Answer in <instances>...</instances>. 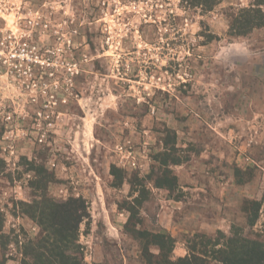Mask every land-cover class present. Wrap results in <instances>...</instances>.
I'll return each instance as SVG.
<instances>
[{
    "label": "rangeland",
    "instance_id": "1",
    "mask_svg": "<svg viewBox=\"0 0 264 264\" xmlns=\"http://www.w3.org/2000/svg\"><path fill=\"white\" fill-rule=\"evenodd\" d=\"M249 3L0 0V260L32 264L21 202L45 197L87 203L86 264H147L128 225L172 236L175 258L197 233L264 241V28L229 33Z\"/></svg>",
    "mask_w": 264,
    "mask_h": 264
},
{
    "label": "trees",
    "instance_id": "2",
    "mask_svg": "<svg viewBox=\"0 0 264 264\" xmlns=\"http://www.w3.org/2000/svg\"><path fill=\"white\" fill-rule=\"evenodd\" d=\"M221 1L181 0L190 7H200L205 11H212ZM261 28H264V0H250L247 7H237L229 15L230 36L246 37ZM171 164L179 165L180 161L172 160ZM156 185L174 191L177 177L166 170L157 179ZM21 204L26 215L42 230L39 239L31 240L24 249V255L30 256L32 264H86L84 248L80 243V227L90 215L84 200L69 199L54 203L45 197L42 201ZM261 209V201L244 200L242 211L249 228L255 226ZM3 225L4 217L0 213L2 248L6 245ZM126 227L140 242L142 259L147 264H264V241L241 228L232 229L229 234L218 231L215 236L197 233L187 241V254L175 258L176 241L172 236L140 231L129 225ZM151 247L158 248L157 255L151 252ZM0 264H6V261L0 260Z\"/></svg>",
    "mask_w": 264,
    "mask_h": 264
}]
</instances>
